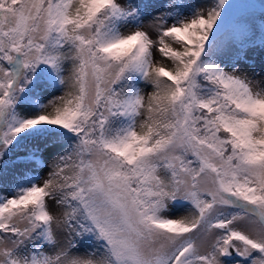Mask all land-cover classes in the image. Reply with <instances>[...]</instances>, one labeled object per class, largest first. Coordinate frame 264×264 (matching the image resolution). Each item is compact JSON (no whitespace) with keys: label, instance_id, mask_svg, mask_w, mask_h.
Instances as JSON below:
<instances>
[{"label":"snow or ice","instance_id":"1","mask_svg":"<svg viewBox=\"0 0 264 264\" xmlns=\"http://www.w3.org/2000/svg\"><path fill=\"white\" fill-rule=\"evenodd\" d=\"M0 264H264V0H0Z\"/></svg>","mask_w":264,"mask_h":264},{"label":"rangeland","instance_id":"2","mask_svg":"<svg viewBox=\"0 0 264 264\" xmlns=\"http://www.w3.org/2000/svg\"><path fill=\"white\" fill-rule=\"evenodd\" d=\"M238 2L243 3V2H247V0H238ZM261 55H262V54L260 53L259 49L255 50V51H250V52H249V57H250L252 60H254L255 65H256V68H257V71H259L260 66H261V64H260V61H261ZM257 79H259V77H257ZM55 94H56V95H59L60 92H57V93H55ZM46 171H47V169L44 170L45 173H46ZM42 175H43V173H42ZM174 214H175V215H183V214H185V212H184V210H181V211L175 212Z\"/></svg>","mask_w":264,"mask_h":264}]
</instances>
